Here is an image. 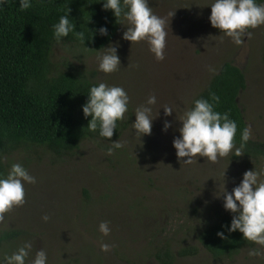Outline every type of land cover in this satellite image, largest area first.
<instances>
[{"label":"rangeland","instance_id":"obj_1","mask_svg":"<svg viewBox=\"0 0 264 264\" xmlns=\"http://www.w3.org/2000/svg\"><path fill=\"white\" fill-rule=\"evenodd\" d=\"M148 3L154 14L167 20L163 61L155 58L146 42L132 45L123 39L124 20L104 47L117 46L121 61L117 72L99 70L97 57L105 49L87 53L69 44L54 47L52 61L58 68L78 69L97 84L125 89L130 97L123 120L126 129L116 140L124 146L109 154L116 141L91 139L55 164L41 150L12 155L11 166L21 164L36 183L25 182L27 202L6 215V226L0 225V231L19 236L0 247V264L26 243L32 245L26 264H32L40 250L46 252L47 264H160L152 255L168 244L174 254L186 246L198 250L185 258L175 255L173 264H264V246L256 244L231 260L216 261L196 238L206 221L215 222L225 210L224 196L216 195L219 186L225 184L231 193L246 171L260 173L259 180L264 181V162L247 169L232 152L218 163L197 157L182 165L173 146L181 135L179 118L223 62L244 73L247 87L238 102L247 127L251 126V139L264 138V25L250 29L251 39L244 37V43L237 45L211 25L214 0ZM170 12L175 15L169 16ZM152 95L156 104L147 105ZM141 105L152 108L153 118L151 135L142 137L132 126L135 109ZM164 106L173 108L171 116L165 115ZM166 121L171 124L167 131ZM45 215L50 217L47 222ZM102 222H108V236L100 231ZM102 244H109L110 251H102ZM252 249L260 255L249 256Z\"/></svg>","mask_w":264,"mask_h":264},{"label":"trees","instance_id":"obj_2","mask_svg":"<svg viewBox=\"0 0 264 264\" xmlns=\"http://www.w3.org/2000/svg\"><path fill=\"white\" fill-rule=\"evenodd\" d=\"M105 2L31 0L32 7L27 10H21V0H6L5 4H0V178H6L11 169L10 157L15 153L41 150L44 155L49 154L55 164L73 155L85 141L113 142L121 138L126 129L123 121L117 122L111 140L100 136L99 125L96 131L87 128L91 117H85L83 106L89 100L91 87L99 85L93 77L78 69L58 68L52 61L57 44H69L80 52L94 53L104 49L114 38L123 17L117 21L112 10L103 8ZM261 2L263 0H256L257 4ZM65 15L76 25L75 31L85 33L84 43L74 33L57 42L54 25ZM101 27L107 28L108 35L100 34ZM246 87L244 73L231 62H223L188 110L194 108L197 99H207L215 111L227 113L237 124L235 144L240 147L247 124L238 100ZM212 93L219 97L218 103L212 100ZM233 153L235 155V150ZM237 158L247 169L263 163L264 138L250 139L243 148V155ZM234 215L225 209L215 222L206 221L196 234L198 246L213 260H231L256 245L244 240L239 230H229ZM220 232L226 238L218 236ZM18 237L14 231H0V247ZM170 246L151 253L154 260L173 264L175 255L185 258L198 251L196 247L186 246L174 254Z\"/></svg>","mask_w":264,"mask_h":264},{"label":"clouds","instance_id":"obj_3","mask_svg":"<svg viewBox=\"0 0 264 264\" xmlns=\"http://www.w3.org/2000/svg\"><path fill=\"white\" fill-rule=\"evenodd\" d=\"M6 0H0L5 4ZM32 7L31 0H21V10ZM105 10H112L117 21L123 17L127 30L123 39L134 43L146 42L149 50L158 61L165 59L167 47V20L153 13L148 0H106L103 4ZM70 12V10H69ZM174 13H169L173 17ZM210 22L214 28L221 30L227 37L232 38L237 45L244 43V37L251 39L256 29L264 25V5L257 4L256 0H214L211 4ZM76 25L70 22L69 16H62L59 23L54 25V36L57 42L62 37L74 33L82 43L85 42V33L75 31ZM101 35H108L106 27L99 29ZM102 55L98 56L99 70L111 74L121 68V61L117 55V46L104 48ZM130 66V65H129ZM212 100L219 102V97L211 94ZM130 97L125 89L118 86H108L99 83L90 89L89 100L83 106L85 117H91L88 129L96 131L99 125V134L109 140L117 129V122L125 120L128 112ZM156 97L152 95L147 100V105H155ZM165 115L171 116L173 108L164 106ZM136 120L132 125L137 136L151 135L152 133V108L141 105L135 109ZM179 120L182 127L179 129L180 137L173 141L177 157L181 164H192L197 157H205L208 162L218 163L220 159L229 156L235 150V156L243 155V148L252 137L251 126L245 127L242 133V143L236 147L235 137L237 124L229 119L227 113L221 114L214 110V106L207 99H197L194 108L185 112ZM171 127L165 122L164 130ZM124 144L119 140L113 142L112 148H122ZM184 158H187L186 160ZM5 161L6 157L3 158ZM260 174L256 171H246L239 186L231 193L227 192L224 185L219 186V194L224 196V207L234 213L230 231L239 230L246 241L264 246V181L259 180ZM35 184L36 178L31 176L21 164L14 163L6 178H0V225H7L6 215L14 208L22 207L26 201L24 184ZM50 219L45 215L43 220ZM100 231L108 236L110 228L108 222L100 224ZM221 238L224 233H218ZM32 248L31 243L20 247L16 253L5 258L6 264H26V258ZM102 251L111 249L109 244L101 245ZM249 256H258L256 249L249 251ZM32 264H47V254L44 250L36 253Z\"/></svg>","mask_w":264,"mask_h":264}]
</instances>
